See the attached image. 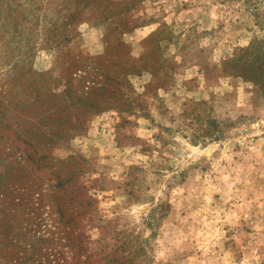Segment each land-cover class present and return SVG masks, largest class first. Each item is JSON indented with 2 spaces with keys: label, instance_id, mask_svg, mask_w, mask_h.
<instances>
[{
  "label": "rangeland",
  "instance_id": "rangeland-1",
  "mask_svg": "<svg viewBox=\"0 0 264 264\" xmlns=\"http://www.w3.org/2000/svg\"><path fill=\"white\" fill-rule=\"evenodd\" d=\"M0 264H264V0H0Z\"/></svg>",
  "mask_w": 264,
  "mask_h": 264
},
{
  "label": "trees",
  "instance_id": "trees-1",
  "mask_svg": "<svg viewBox=\"0 0 264 264\" xmlns=\"http://www.w3.org/2000/svg\"><path fill=\"white\" fill-rule=\"evenodd\" d=\"M68 180V178H65L63 181H67Z\"/></svg>",
  "mask_w": 264,
  "mask_h": 264
}]
</instances>
